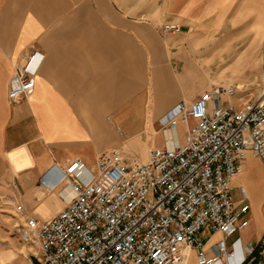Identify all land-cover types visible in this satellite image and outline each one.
Masks as SVG:
<instances>
[{
    "label": "crops",
    "instance_id": "obj_1",
    "mask_svg": "<svg viewBox=\"0 0 264 264\" xmlns=\"http://www.w3.org/2000/svg\"><path fill=\"white\" fill-rule=\"evenodd\" d=\"M208 6L209 0H0V180L7 196L44 221L47 204L60 205L56 215L70 193L60 194L64 184L41 186L42 176L52 181L74 162L77 173L93 171L107 151L143 163L167 135L181 143L184 125L164 133L161 119L209 90L195 84L193 59L210 45L198 54L189 34L204 25ZM166 24L180 29L165 32ZM34 54V89L9 101V79ZM260 172L249 207L257 228L250 240L239 235L243 244L264 241ZM212 237L207 245L221 235ZM251 264H264V251Z\"/></svg>",
    "mask_w": 264,
    "mask_h": 264
},
{
    "label": "built area",
    "instance_id": "obj_2",
    "mask_svg": "<svg viewBox=\"0 0 264 264\" xmlns=\"http://www.w3.org/2000/svg\"><path fill=\"white\" fill-rule=\"evenodd\" d=\"M166 24L163 31L178 32ZM36 55L9 79L13 102L34 89ZM237 84L215 85L192 102H180L161 119L163 132L184 125L183 140L165 137L146 162L117 151L98 155L93 171L77 173L74 162L44 187L64 184L73 196L51 219L26 214L12 196L5 204L16 219L19 241L34 250L39 264H251L264 241L243 244L248 227L247 193L231 183L248 154L264 173V92L239 105ZM220 234L200 239L203 229Z\"/></svg>",
    "mask_w": 264,
    "mask_h": 264
},
{
    "label": "rangeland",
    "instance_id": "obj_3",
    "mask_svg": "<svg viewBox=\"0 0 264 264\" xmlns=\"http://www.w3.org/2000/svg\"><path fill=\"white\" fill-rule=\"evenodd\" d=\"M205 14L204 25L192 27L189 33L194 36L192 46L198 54L206 44L210 45V50L202 57L199 54L193 59L195 84L203 82L206 89L215 85L237 84L239 92L230 101L225 100L226 104L239 105L255 100L264 92V0H209L208 14ZM182 132L183 127L179 126L177 138L180 142L183 140ZM243 169L231 183L232 192L238 200L237 188L243 187L251 208L262 179L261 164L259 160L246 157ZM9 190L0 180V264H39L33 256L34 250L18 239L16 219L4 200ZM49 203L45 220L53 218L54 210L60 207L57 203ZM247 218L248 227L239 234L243 240L254 238L257 228L251 209ZM212 236L209 228L200 233L203 242L213 239ZM187 264H196L194 255L190 256Z\"/></svg>",
    "mask_w": 264,
    "mask_h": 264
},
{
    "label": "bare ground",
    "instance_id": "obj_4",
    "mask_svg": "<svg viewBox=\"0 0 264 264\" xmlns=\"http://www.w3.org/2000/svg\"><path fill=\"white\" fill-rule=\"evenodd\" d=\"M43 182L46 183V178H45V179H40V180H39V184H40L41 186H43ZM43 187H44V186H43ZM67 189H68V191H69V193H70V198H69L68 200H66V201H69V200L71 199V197L73 196V193L71 192V190H70L69 187H66V188H64L62 191H60V194H61L62 192H64L65 190H67ZM187 261H188V260H187ZM187 261H186L185 264H187Z\"/></svg>",
    "mask_w": 264,
    "mask_h": 264
}]
</instances>
